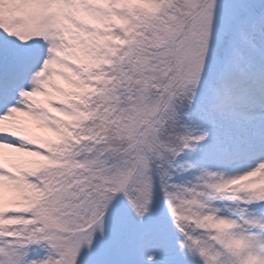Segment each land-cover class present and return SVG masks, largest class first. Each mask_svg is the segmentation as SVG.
Here are the masks:
<instances>
[{
  "label": "snow or ice",
  "instance_id": "obj_1",
  "mask_svg": "<svg viewBox=\"0 0 264 264\" xmlns=\"http://www.w3.org/2000/svg\"><path fill=\"white\" fill-rule=\"evenodd\" d=\"M0 264H264V0H0Z\"/></svg>",
  "mask_w": 264,
  "mask_h": 264
}]
</instances>
